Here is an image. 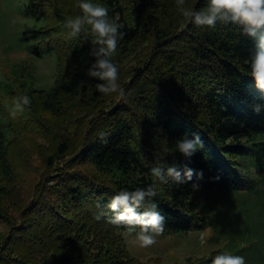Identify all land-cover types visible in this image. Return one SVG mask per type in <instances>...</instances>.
<instances>
[{
  "label": "trees",
  "instance_id": "1",
  "mask_svg": "<svg viewBox=\"0 0 264 264\" xmlns=\"http://www.w3.org/2000/svg\"><path fill=\"white\" fill-rule=\"evenodd\" d=\"M26 1L23 15L34 21L22 33L24 41H34L27 52L39 58L55 51L65 63L59 61L50 89L15 92L7 82L2 92L16 99L26 94L31 101L36 96L51 114L64 113L66 101L74 98L93 111L74 134L54 137V149L43 159L45 171L22 208L5 183L11 167L3 114L0 264H142L126 250L121 237L126 228L108 222L113 213L107 204L119 191L154 186L152 200L165 217L161 235L200 231L210 209L227 203V194L254 191L250 176L264 177V92L256 88L247 62L257 40L244 35L242 26H196L179 13L176 0H87L106 6L126 33L111 57L124 63L121 98L97 91L101 81L88 75L95 62L90 30L52 38L70 34L66 22L82 15L81 9L58 0ZM207 5L208 0H185L196 11ZM255 104L261 105L259 114ZM28 111L29 106L18 118H28ZM29 120L34 133L43 128L40 120ZM185 135L199 136L203 145L191 157L176 148ZM173 165L181 172L202 171L203 178L163 183L152 177V167ZM218 254L187 264H211Z\"/></svg>",
  "mask_w": 264,
  "mask_h": 264
},
{
  "label": "rangeland",
  "instance_id": "2",
  "mask_svg": "<svg viewBox=\"0 0 264 264\" xmlns=\"http://www.w3.org/2000/svg\"><path fill=\"white\" fill-rule=\"evenodd\" d=\"M58 1L78 7L81 0ZM26 4V0H0V119H4L6 113L9 140L5 156L11 167V178L5 183L19 208L30 201L45 171L43 159L54 149V137L59 133L74 134L78 124L87 122L93 111L87 102L74 98L66 101L64 113L51 114L42 109V102L34 100V95L25 116L28 118L19 119L18 111L13 115L16 98L3 93L1 85L8 82L15 92L19 88L26 91L50 89L55 83L57 66L64 61L55 51L39 58L27 52V46L34 41H24L22 33L25 27L33 26L34 21L23 15ZM67 36L72 37L61 31L52 38L55 41ZM120 61H113L119 74L124 70V63ZM29 118L40 120L43 128L34 133ZM250 177L254 191L227 194V203L210 209L214 210L206 217L202 230L159 235L156 243L147 248L135 242V234L121 233L126 250L142 264H187L215 252L242 256L246 264H264V177ZM216 210L220 215L215 214ZM3 232L4 227L0 225V234Z\"/></svg>",
  "mask_w": 264,
  "mask_h": 264
},
{
  "label": "clouds",
  "instance_id": "3",
  "mask_svg": "<svg viewBox=\"0 0 264 264\" xmlns=\"http://www.w3.org/2000/svg\"><path fill=\"white\" fill-rule=\"evenodd\" d=\"M179 13L196 26L215 27L217 22L224 24L233 23L242 26L243 34L256 38L257 46L249 61L251 77L255 86L264 92V0H208L206 9L193 10L185 6V0H176ZM78 7L82 15L69 18L66 27L69 28L72 37L78 36L84 30H90L95 39L90 55L95 58L88 69V75L101 81L96 85L97 91L105 95L118 93L121 98L124 92L120 88L119 69L111 60L116 53L118 41L123 39L126 33L122 32V24L118 18L110 19L108 8L99 3H90L82 0ZM31 103L30 97L19 96L15 101V111L23 112ZM257 114L261 111V105L253 106ZM199 136L191 139L185 135L177 140L176 148L184 157H191L199 148H202ZM151 175L156 180L167 183L171 178L177 183L191 181L195 175L197 179L203 178L202 171H196L185 167L183 172L176 166L166 169L154 166L150 169ZM194 189L198 185H193ZM154 186L147 189L137 188L129 191L121 190L111 197L107 208L113 213L108 217V222L116 226H124L128 234L135 233V242L140 247L147 248L156 243V237L165 230V217L158 211L157 204L152 198L156 195ZM142 209V211H138ZM104 213L96 216L99 220ZM139 229V231H137ZM211 264H246L244 257L221 253L211 259Z\"/></svg>",
  "mask_w": 264,
  "mask_h": 264
}]
</instances>
